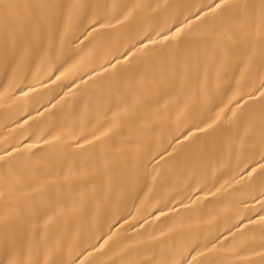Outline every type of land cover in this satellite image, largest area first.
I'll use <instances>...</instances> for the list:
<instances>
[{"label":"bare ground","instance_id":"bare-ground-1","mask_svg":"<svg viewBox=\"0 0 264 264\" xmlns=\"http://www.w3.org/2000/svg\"><path fill=\"white\" fill-rule=\"evenodd\" d=\"M218 3L0 0V264H264V0Z\"/></svg>","mask_w":264,"mask_h":264},{"label":"snow or ice","instance_id":"snow-or-ice-1","mask_svg":"<svg viewBox=\"0 0 264 264\" xmlns=\"http://www.w3.org/2000/svg\"><path fill=\"white\" fill-rule=\"evenodd\" d=\"M225 3V0H220V3H218L217 5H216V7L217 8H220L221 7V5H223ZM106 25H104V24H101L100 25V27H105ZM177 31H179V29H177ZM165 39H167V37H165ZM151 43H155V41L153 40V41H150ZM262 87H264V85H262ZM262 95H264V93H262ZM0 159H2V157H0ZM262 167H264V166H262ZM262 219H264V217H262Z\"/></svg>","mask_w":264,"mask_h":264}]
</instances>
